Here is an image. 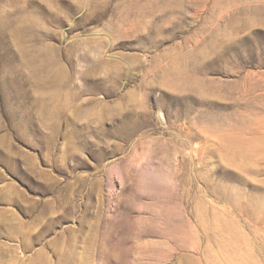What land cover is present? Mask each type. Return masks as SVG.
Returning a JSON list of instances; mask_svg holds the SVG:
<instances>
[{"label":"rangeland","instance_id":"374dc122","mask_svg":"<svg viewBox=\"0 0 264 264\" xmlns=\"http://www.w3.org/2000/svg\"><path fill=\"white\" fill-rule=\"evenodd\" d=\"M0 264H264V0H0Z\"/></svg>","mask_w":264,"mask_h":264}]
</instances>
